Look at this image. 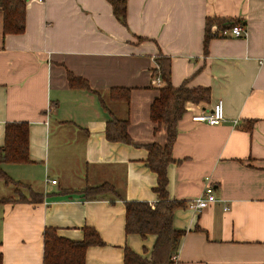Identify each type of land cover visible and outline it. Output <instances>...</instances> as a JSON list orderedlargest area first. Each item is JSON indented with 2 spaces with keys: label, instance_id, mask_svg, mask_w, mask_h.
Here are the masks:
<instances>
[{
  "label": "crops",
  "instance_id": "obj_1",
  "mask_svg": "<svg viewBox=\"0 0 264 264\" xmlns=\"http://www.w3.org/2000/svg\"><path fill=\"white\" fill-rule=\"evenodd\" d=\"M26 1L22 34L4 33L0 9V147L9 122H27L30 157L1 165L14 181L0 176L3 264H43L48 227L75 240L96 228L104 243L87 249L86 264H129L127 247L150 257L155 236L126 232L125 201H158L144 145L167 138L150 117L160 51L171 57L174 86L211 90L208 102L186 104L167 169L171 199L186 203L174 217L185 231L179 264H264V0H127V26L109 0ZM209 17L242 20L248 37L219 32L205 52ZM68 71L104 98L131 88L129 106L110 107L130 118L136 144L107 139L99 95L72 88ZM220 99L224 121L193 120ZM103 183L116 192L85 196ZM208 183L217 201L197 213L188 201Z\"/></svg>",
  "mask_w": 264,
  "mask_h": 264
},
{
  "label": "trees",
  "instance_id": "obj_2",
  "mask_svg": "<svg viewBox=\"0 0 264 264\" xmlns=\"http://www.w3.org/2000/svg\"><path fill=\"white\" fill-rule=\"evenodd\" d=\"M112 3L117 19L127 26L126 10L127 0H109ZM26 0H0V9L4 12V33L22 34L26 29ZM236 24H245L240 19L209 17L206 22V35L204 40L205 52L211 38L215 37L220 29L229 28ZM215 27L216 31H213ZM142 40V38H140ZM157 66L153 69V76H161L162 85L158 88L159 95L150 108V117L155 124V131H166V143H148L144 146L148 150L147 165L157 174V186L154 191L158 201L151 204L148 201L126 200V232L138 234L142 237L155 236V243L150 257H143L129 247L125 249L126 263L139 264H172V256L178 252L184 230L174 227L175 212L178 208L186 206L185 201L171 199L168 191L167 169L174 158L173 145L178 134L179 120L186 112L188 102H208L211 90L208 87H189L187 83L180 86L172 84L171 57L160 51L155 57ZM68 80L72 88H85L99 95L102 105L109 113L106 123V137L111 142L136 144L129 133L130 118L118 117L110 107L111 103H124L129 106L131 101V88L115 87L104 98L99 92L91 89L87 80L68 71ZM5 144L0 147V176L7 182H14L1 168L3 163H26L29 157V124L27 122H9L6 125ZM86 197L95 198L104 193L116 190L113 185L103 183L89 186L84 191ZM35 200L39 194L33 193ZM4 201L13 200L7 197ZM102 240L96 228L84 227L82 239H69L60 236L57 228L48 227L44 232V262L43 264H86L87 249L92 245H101ZM0 264H3V254L0 252Z\"/></svg>",
  "mask_w": 264,
  "mask_h": 264
},
{
  "label": "built area",
  "instance_id": "obj_3",
  "mask_svg": "<svg viewBox=\"0 0 264 264\" xmlns=\"http://www.w3.org/2000/svg\"><path fill=\"white\" fill-rule=\"evenodd\" d=\"M42 1V0H40ZM220 34L222 36H233V37H241L246 38L248 37V29L243 24H236L229 28L220 29ZM155 83H161L162 78L161 76L154 77ZM225 119V109H224V101L222 99L218 100L211 110L204 111L200 114L194 115L193 120L195 121H203L207 122L211 125L220 124ZM49 182L55 184L57 183L56 179H48ZM217 201V197L214 193L213 186L211 183H208L205 187L202 194L192 198L188 201V207L194 210L197 213L203 211V209L209 207L212 203ZM178 252L175 253L171 260L172 264H179Z\"/></svg>",
  "mask_w": 264,
  "mask_h": 264
},
{
  "label": "rangeland",
  "instance_id": "obj_4",
  "mask_svg": "<svg viewBox=\"0 0 264 264\" xmlns=\"http://www.w3.org/2000/svg\"><path fill=\"white\" fill-rule=\"evenodd\" d=\"M18 189V192H22V188H17Z\"/></svg>",
  "mask_w": 264,
  "mask_h": 264
}]
</instances>
